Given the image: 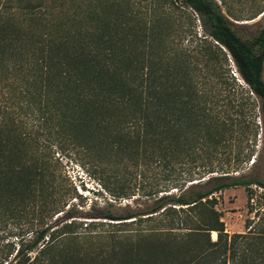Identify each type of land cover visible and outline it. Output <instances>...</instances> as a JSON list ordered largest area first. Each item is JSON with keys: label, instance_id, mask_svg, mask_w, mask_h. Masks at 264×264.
Returning <instances> with one entry per match:
<instances>
[{"label": "trees", "instance_id": "16d2710c", "mask_svg": "<svg viewBox=\"0 0 264 264\" xmlns=\"http://www.w3.org/2000/svg\"><path fill=\"white\" fill-rule=\"evenodd\" d=\"M57 1L0 0V264H264V218L231 235L215 208L264 188L241 175L264 121V31L244 40L216 0ZM55 146L153 206L77 218Z\"/></svg>", "mask_w": 264, "mask_h": 264}, {"label": "rangeland", "instance_id": "374dc122", "mask_svg": "<svg viewBox=\"0 0 264 264\" xmlns=\"http://www.w3.org/2000/svg\"><path fill=\"white\" fill-rule=\"evenodd\" d=\"M51 1L53 3L58 2L57 0ZM130 1L136 2L138 10H143L151 0ZM216 1L228 17L233 29L244 40H253L264 31V0ZM187 14H189L187 11L177 12L184 28H188L189 24ZM195 17L197 19L194 25L195 31L199 35H204L202 23L198 20V16ZM230 70L232 76L239 81L240 76L231 58ZM258 124L261 135L257 154L245 166L241 175L246 180L264 182V121L261 113L258 114ZM52 153L60 164L59 171L63 174L64 183L62 187L72 194L69 206L75 208L77 218H104L108 214L126 216L132 213L147 212L153 206L154 203L151 199L143 197L142 183L139 181L132 183L129 191L132 194L130 197L115 199L102 186V170L94 166L92 159L70 148L61 150L58 146L52 149ZM175 195H180V193L175 192ZM216 198L218 201L215 208L221 212L222 221L226 225L227 232L231 235L245 233L247 231L246 224L249 220L255 224L260 218H264V188L260 186L252 185L248 190L244 187L230 188L217 194ZM147 217L149 216L142 218ZM82 220L86 221L87 219ZM103 228L106 229V227ZM103 228H99L97 231ZM212 237L216 239L214 235Z\"/></svg>", "mask_w": 264, "mask_h": 264}, {"label": "bare ground", "instance_id": "6f19581e", "mask_svg": "<svg viewBox=\"0 0 264 264\" xmlns=\"http://www.w3.org/2000/svg\"><path fill=\"white\" fill-rule=\"evenodd\" d=\"M213 235H214V237H216V239H217V233L214 232ZM214 240H215V239H214Z\"/></svg>", "mask_w": 264, "mask_h": 264}]
</instances>
